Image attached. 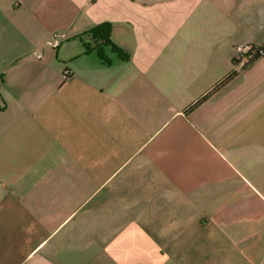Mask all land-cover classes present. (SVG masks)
Returning a JSON list of instances; mask_svg holds the SVG:
<instances>
[{
  "label": "crops",
  "instance_id": "0c3cea01",
  "mask_svg": "<svg viewBox=\"0 0 264 264\" xmlns=\"http://www.w3.org/2000/svg\"><path fill=\"white\" fill-rule=\"evenodd\" d=\"M262 43L264 0H0V264H264Z\"/></svg>",
  "mask_w": 264,
  "mask_h": 264
},
{
  "label": "trees",
  "instance_id": "16d2710c",
  "mask_svg": "<svg viewBox=\"0 0 264 264\" xmlns=\"http://www.w3.org/2000/svg\"><path fill=\"white\" fill-rule=\"evenodd\" d=\"M110 31L111 24L107 22L100 23L87 31L92 40V46L91 48L87 47L86 51H88L89 49L95 50L102 63L105 64L111 63V58L109 54L105 53V49H108L109 53H113L118 59L128 60L129 54L111 40ZM263 53L264 43L260 45L249 46V49L241 54L242 56L246 55L248 57L243 65L248 66L252 61L260 57Z\"/></svg>",
  "mask_w": 264,
  "mask_h": 264
},
{
  "label": "built area",
  "instance_id": "2783aa9c",
  "mask_svg": "<svg viewBox=\"0 0 264 264\" xmlns=\"http://www.w3.org/2000/svg\"><path fill=\"white\" fill-rule=\"evenodd\" d=\"M56 36H57V34H54V37H56ZM247 49H249V47H248ZM247 49L244 50V51H242V53H243V52H246ZM247 58H248V57H247L246 55H243V56L241 57V59L244 60V62L247 60ZM69 72H70L69 69H64V70L62 71V75H63V77H64V78L68 77Z\"/></svg>",
  "mask_w": 264,
  "mask_h": 264
}]
</instances>
